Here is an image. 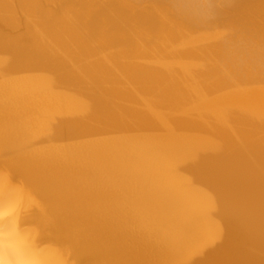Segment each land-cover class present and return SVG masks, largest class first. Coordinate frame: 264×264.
Masks as SVG:
<instances>
[{
  "label": "bare ground",
  "instance_id": "1",
  "mask_svg": "<svg viewBox=\"0 0 264 264\" xmlns=\"http://www.w3.org/2000/svg\"><path fill=\"white\" fill-rule=\"evenodd\" d=\"M5 1L0 264H264V0Z\"/></svg>",
  "mask_w": 264,
  "mask_h": 264
},
{
  "label": "rangeland",
  "instance_id": "2",
  "mask_svg": "<svg viewBox=\"0 0 264 264\" xmlns=\"http://www.w3.org/2000/svg\"><path fill=\"white\" fill-rule=\"evenodd\" d=\"M36 3H37V1H35ZM35 2L33 3L34 5H35ZM15 5H16V1L15 0H7V1H5V4H3L2 5V7H6L7 8V12L6 13H4L3 12V14H2V17L4 18V19H6V20H10V19H14V21H15V23H17V24H19V23H21V22H25V19H26V17H24V16H22L21 14H17V13H14L13 11H17V12H20V10L22 9V7H24V6H21V9H19V8H16L15 7ZM33 5V6H34ZM14 7L16 8V9H14ZM18 9V10H17ZM23 9H25V8H23ZM74 9V8H73ZM71 11H73L72 9H71ZM109 12V11H108ZM113 12H115V16L112 14ZM109 13H111V16H112V18H117V16H119L117 13H116V10L113 8L112 9V11L111 12H109ZM13 14H15V16H13ZM12 15V16H11ZM21 15V16H20ZM107 15V14H106ZM110 15V14H109ZM101 16H103V14H101ZM120 17H123V15L122 16H120ZM124 17H126V16H124ZM16 18V19H15ZM22 18V19H21ZM104 21V23L105 24H108V20L106 19V16L105 17H103L102 18ZM124 19V18H123ZM23 20V21H22ZM133 20H135L134 18H133ZM110 21V20H109ZM53 27H49V28H47V31L48 32H46L45 33V37H48V35H49V37H53L54 35H55V33H56V30L53 28V31H50L49 29H52ZM107 26H106V28H104V29H102L101 31L102 32H106L107 31ZM47 35V36H46ZM28 48V50H30V52H33V49L31 48V47H27ZM76 54H78L77 52H76ZM15 58V59H14ZM17 56L16 57H14V56H12L11 58H10V61L12 62V60H13V62H16L17 61ZM47 58H44V60H46ZM43 60V59H42ZM46 69V68H45ZM42 71H45V72H47V70H42Z\"/></svg>",
  "mask_w": 264,
  "mask_h": 264
}]
</instances>
